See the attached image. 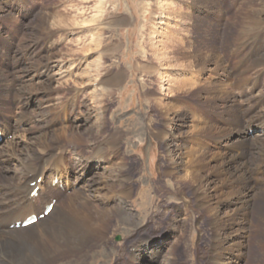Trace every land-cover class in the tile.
<instances>
[{
	"label": "rangeland",
	"instance_id": "1",
	"mask_svg": "<svg viewBox=\"0 0 264 264\" xmlns=\"http://www.w3.org/2000/svg\"><path fill=\"white\" fill-rule=\"evenodd\" d=\"M246 22L256 25L244 28ZM16 46L23 56L13 54ZM210 49L219 56L217 63L195 58ZM0 69L12 74L14 85L50 87L38 108L28 105L30 121L19 124L20 136L8 134L0 123L1 154L7 142L28 146L38 136L32 127L41 120H56L58 129L65 124L76 133L61 137L64 164L54 162L43 185L53 169L61 172L58 189L61 185V193L72 196L75 208L86 198L96 206L100 196L112 195L91 194L93 185L107 189L113 183L130 193L119 203L109 197L103 203L130 219L112 216L113 248L92 247L88 254L95 262L89 264H127L128 254L139 257L130 248L133 242L146 248L142 242L148 240L160 264L211 263L228 239L214 221L228 225L232 208L212 167L220 154L232 151L240 132L248 138L247 164L264 160V142L254 144L264 130V0H0ZM240 78L246 80L242 85ZM219 88L228 91L224 99ZM14 106L0 112L15 125L19 106ZM227 110L237 126L227 125ZM217 128L232 131L230 137L220 139ZM176 167L184 180L192 172L206 186L180 188L173 180ZM204 193L207 204L200 199ZM53 199L64 208L63 197ZM250 218L257 228L252 223L249 239L243 240L248 254L240 248L235 260L264 264V217L253 211ZM232 259L226 254L221 263L234 264ZM142 262L133 264H147Z\"/></svg>",
	"mask_w": 264,
	"mask_h": 264
},
{
	"label": "bare ground",
	"instance_id": "2",
	"mask_svg": "<svg viewBox=\"0 0 264 264\" xmlns=\"http://www.w3.org/2000/svg\"><path fill=\"white\" fill-rule=\"evenodd\" d=\"M87 21H89V18L87 19L85 16L84 22L86 23ZM253 24L255 23L246 22L244 28H249ZM27 49L30 52L31 49H33V46H30ZM198 52L199 53L195 54L197 60H202L203 58H206L207 60L213 59V62L216 60L217 63L218 59L216 57L218 55L215 56L216 54H214L212 49L205 51L200 50ZM13 54L19 56L22 55L18 46H16ZM205 61L206 60H203V62ZM257 63H260V61ZM9 76H12V74L8 73L7 75L0 69V108L4 107L10 112V110L15 107L14 104H16L19 106V113L17 112V114L14 115V125L10 120V116L0 112V123L5 125L3 128H7L8 134L15 136L23 130L22 128H19V126L30 121L31 116L27 109L28 105H31L33 102V108H38L41 105L42 98L48 96L50 87L49 85H14L12 82L13 80L9 82ZM162 81H164L163 78L161 82ZM245 81V79L240 78L238 84L242 85ZM41 83L43 82L41 81ZM220 92L222 93V97L224 94H228L226 88L220 89ZM65 106H67V104L63 107ZM61 113L64 115L66 114L65 111H61ZM226 115L229 119L228 110ZM233 117L235 116H232L231 119L228 120L227 125L235 127L239 124V121L234 120ZM41 121L42 122H39L34 129L32 127V130H37L38 136L36 139H29L31 142L28 146H22L23 144H19L18 141L16 143L11 141L7 142L4 153L1 154L0 152V264H89L91 261L95 262V258L91 255V257H89L88 254L92 247H98V245L102 243L101 245H103V247L113 248V246L109 244L110 238L108 237L112 216L118 215L121 218L130 219V215H125L122 211H108L104 209L102 207L103 203L108 197L119 203L121 202L120 199H124L129 196L130 193L124 192L123 188H120L113 183L106 187L107 189L93 185L90 188L91 194H95V191H97L98 195L101 191H109L112 195H108L105 198L100 196L99 202L96 206L92 205L86 198L83 202H78V206L75 208V205L69 200L71 195L67 197L61 193L62 191L60 189H58V185L63 177L61 172H57L53 169L50 174L52 178L49 176L50 181H46L43 185L45 174L48 172L47 169L51 168L54 162H60V160L61 163L64 164V161L62 160L64 150H62L61 147V137L64 135L68 137L67 134H70L74 130L73 127H70L69 125L66 126L65 124L58 129L59 124L56 123V120L50 119V121H47L43 119ZM225 122L226 121L223 120V123ZM213 127L214 126L211 125V128ZM0 130H2V128H0ZM216 130L219 138L225 140L230 137L232 132L224 128H217ZM24 131L26 132L27 129L24 128ZM2 132L5 131H0L1 135H3ZM74 133L76 132L74 131ZM73 134L71 135L73 136ZM237 135L239 136L236 137L234 140L235 142L231 143L233 147L232 151L220 154V157L223 158L216 166H213V170L210 171L214 177L218 176L222 178L221 185L224 186L223 189L227 190V199L229 198V203L232 205L231 210H228L226 213L227 215L230 214L228 217V225L221 219L218 218L216 220L214 218L217 232L219 233L218 230H221L227 233L228 239L224 247H219L220 243H218V251H215L213 257H211L212 260L210 264H222L221 261L223 257L229 253L233 258L232 262L238 264L240 261L236 262L235 258L241 256L240 248H243L244 253H247L246 243L243 241L245 239L248 240L250 237V231H247V229L251 230L253 228L252 223L255 224L250 218L251 212L256 211L259 216L264 217V160H259L258 163H255L256 165L254 167L248 165L245 160V146L246 141H248L247 135L243 132H240ZM262 135H264V130H259L257 136H260V138H255L254 144L264 142V139L261 137ZM237 139L240 141L239 144L236 141ZM176 142L177 141L174 143V147L177 151L175 152V155L178 156L180 145ZM233 149L235 150L234 154ZM4 154H6L7 157H4ZM206 154L205 151L200 152L198 162L202 161V164L205 163L204 159L207 158ZM171 156H173V154ZM181 167L175 168L174 172L177 176L175 177L174 175L173 177V180L180 183V188L190 185L191 190L192 184H196L195 186L198 188L206 186L202 185L200 177L192 175V172L186 174L184 180L179 175V169ZM258 167L263 168L258 169ZM254 176L257 177L254 178ZM38 178L39 180L41 178L40 182H37ZM55 180L58 185H52ZM181 181L184 182L182 183ZM32 182H35L36 186L40 185L41 190L37 195V199L30 202L28 197L33 191L30 187V183ZM74 185L72 184L73 188ZM168 188L173 189L174 187L170 186ZM64 191L67 190L65 189ZM64 191L63 193H65ZM77 194L80 195V193ZM60 196L63 197L64 208H60L59 203H57L46 217L37 221L35 224L26 228H9L10 225L17 221H23L25 217L29 215L42 213L44 206L49 202V198H59ZM208 198L209 196L204 193V196H201L200 199L201 201H206L207 204ZM38 200L43 201L41 209H39L37 204ZM254 226L257 228V224ZM142 243H147L148 247L141 248L139 246L140 243L133 242L134 245L130 248L138 250L139 257L128 254L130 262L127 264H133V262L143 263L142 260H145L147 264H155V262L160 264L158 262L160 254L158 252L154 255L155 250L150 247L149 240L143 241ZM104 254L107 257L110 256L109 251H105ZM119 256L120 255L117 257ZM230 263L231 262L227 264Z\"/></svg>",
	"mask_w": 264,
	"mask_h": 264
}]
</instances>
